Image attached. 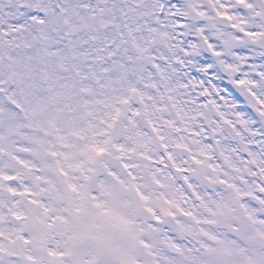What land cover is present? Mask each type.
<instances>
[{
	"label": "clouds",
	"instance_id": "clouds-1",
	"mask_svg": "<svg viewBox=\"0 0 264 264\" xmlns=\"http://www.w3.org/2000/svg\"><path fill=\"white\" fill-rule=\"evenodd\" d=\"M0 264H264V0H0Z\"/></svg>",
	"mask_w": 264,
	"mask_h": 264
}]
</instances>
